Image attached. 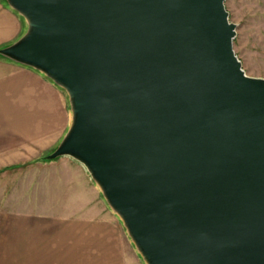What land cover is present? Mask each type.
Masks as SVG:
<instances>
[{
  "label": "water",
  "instance_id": "1",
  "mask_svg": "<svg viewBox=\"0 0 264 264\" xmlns=\"http://www.w3.org/2000/svg\"><path fill=\"white\" fill-rule=\"evenodd\" d=\"M226 0H6L0 55L69 97L81 163L146 264H264V79Z\"/></svg>",
  "mask_w": 264,
  "mask_h": 264
},
{
  "label": "crops",
  "instance_id": "2",
  "mask_svg": "<svg viewBox=\"0 0 264 264\" xmlns=\"http://www.w3.org/2000/svg\"><path fill=\"white\" fill-rule=\"evenodd\" d=\"M4 63L0 68L3 170L9 169L14 156L24 151L36 153V147L47 141L55 150L71 123L67 99L59 86L37 70ZM65 158L72 170L61 178L71 181L76 202L84 208L61 215L0 213V264H126L121 258V220L86 168Z\"/></svg>",
  "mask_w": 264,
  "mask_h": 264
},
{
  "label": "rangeland",
  "instance_id": "3",
  "mask_svg": "<svg viewBox=\"0 0 264 264\" xmlns=\"http://www.w3.org/2000/svg\"><path fill=\"white\" fill-rule=\"evenodd\" d=\"M225 6L230 22L237 25L234 50L243 70L248 76L264 79V0H226ZM26 29L24 18L10 8L6 0H0V48L18 41ZM7 61L13 62L0 55L1 69ZM61 90L67 99L71 121L69 97ZM36 150V153L24 151L14 156V162L7 166L9 169L3 170L0 166V213L61 215L83 209L84 205L76 202V190L71 181L66 176L61 178V174L71 169L67 159L45 160L54 151L48 141L38 145ZM123 237L121 258L126 264H146L125 227Z\"/></svg>",
  "mask_w": 264,
  "mask_h": 264
}]
</instances>
